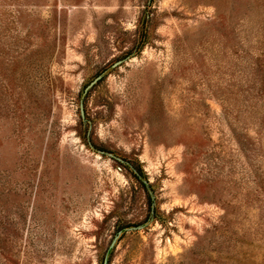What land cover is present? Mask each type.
Masks as SVG:
<instances>
[{
  "label": "rangeland",
  "instance_id": "1",
  "mask_svg": "<svg viewBox=\"0 0 264 264\" xmlns=\"http://www.w3.org/2000/svg\"><path fill=\"white\" fill-rule=\"evenodd\" d=\"M264 264V0H0V264Z\"/></svg>",
  "mask_w": 264,
  "mask_h": 264
},
{
  "label": "water",
  "instance_id": "2",
  "mask_svg": "<svg viewBox=\"0 0 264 264\" xmlns=\"http://www.w3.org/2000/svg\"><path fill=\"white\" fill-rule=\"evenodd\" d=\"M106 262H107V261L105 260V261H104V264H106Z\"/></svg>",
  "mask_w": 264,
  "mask_h": 264
}]
</instances>
